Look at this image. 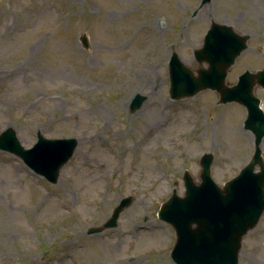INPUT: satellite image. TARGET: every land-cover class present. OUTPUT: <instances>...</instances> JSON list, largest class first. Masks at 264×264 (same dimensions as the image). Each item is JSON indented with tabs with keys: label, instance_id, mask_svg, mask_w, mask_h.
Listing matches in <instances>:
<instances>
[{
	"label": "rangeland",
	"instance_id": "1",
	"mask_svg": "<svg viewBox=\"0 0 264 264\" xmlns=\"http://www.w3.org/2000/svg\"><path fill=\"white\" fill-rule=\"evenodd\" d=\"M213 20L250 34L229 84L264 66V0H0V132L24 147L37 130L78 140L55 183L0 149V264H175L160 204L183 194L185 169L199 182L202 153L223 185L253 150L240 104L210 89L168 95L171 53L206 66L193 50ZM254 94L264 109V89ZM124 196L117 225L88 233ZM238 263L264 264V211Z\"/></svg>",
	"mask_w": 264,
	"mask_h": 264
},
{
	"label": "water",
	"instance_id": "2",
	"mask_svg": "<svg viewBox=\"0 0 264 264\" xmlns=\"http://www.w3.org/2000/svg\"><path fill=\"white\" fill-rule=\"evenodd\" d=\"M207 1L201 0V4ZM248 38L249 34L237 33L230 25L211 21L201 46L193 50L195 60L206 66L191 69L174 51L168 62L170 97L179 99L203 89L215 90L218 103L235 101L245 106L244 128L254 135L253 153L235 176L218 185L210 173L213 155L206 152L199 159L200 181L195 182L185 170L183 196L173 189L158 209V217L174 228L176 240L170 256L177 264H239L241 239L264 211V157L260 146L264 111L254 95L255 86L264 88V67L244 70L233 84L225 80L235 58L247 47ZM81 40L87 46L85 36ZM144 99V95L136 93L130 101V111L139 108ZM77 144L75 137L47 138L37 131L36 141L25 148L12 127L0 132L1 150L18 156L34 173L52 183L58 180L60 168L73 155ZM130 201L131 196L122 197L104 224L87 232L116 226L121 210Z\"/></svg>",
	"mask_w": 264,
	"mask_h": 264
}]
</instances>
